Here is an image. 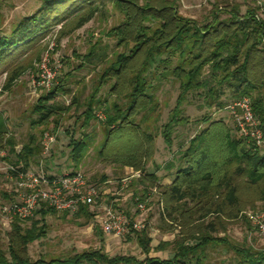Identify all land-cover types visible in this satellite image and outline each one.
Here are the masks:
<instances>
[{
    "label": "trees",
    "instance_id": "trees-1",
    "mask_svg": "<svg viewBox=\"0 0 264 264\" xmlns=\"http://www.w3.org/2000/svg\"><path fill=\"white\" fill-rule=\"evenodd\" d=\"M115 1L126 12L127 21L114 28L112 33L118 37V44L133 42L134 45L129 51L117 54L101 77L103 84L114 80L111 91L127 98L124 108L118 102L104 108L108 114V133L101 154L104 159L139 172L143 184L163 186V195L167 199L164 210L170 217L177 212H188L189 215H197V220L214 215V221L200 223L197 230L187 237L160 242L155 247L163 250L172 246L171 257L150 256L154 247L148 228H131L127 235L135 234L146 255L142 259L128 255L110 256L102 249H96L76 253L69 259L32 262L27 255L29 245L47 236L45 218L59 212L44 204L33 217L16 219L11 223L9 255L0 245V264H205L204 248L207 245L223 240L228 242L212 233L219 230L217 220H222L223 216L238 217L241 182L255 187L259 199L264 200V145L259 146L253 139L238 136L224 120L203 117L202 121L207 125L188 140L177 159L168 163V168L176 169L170 184H162L156 170L149 171V161L156 153V136L143 126V114L157 108L159 88L164 79L172 75L179 81L181 92L170 120L161 132L170 146L175 126L188 121L182 115L181 105L190 91L198 89H203L205 98L210 99L208 106L213 103L224 106L221 98L225 90L231 92L234 101L251 98L264 132V97L261 94L264 87V17L255 8H247L242 13L239 5L224 4L215 7L211 19L199 23L180 15L174 5L164 2L157 7L149 2L141 6L134 0ZM99 8L96 0H42L39 8L20 19L9 35H0V69L7 71L12 58L44 38L55 25L77 15L80 16L78 26H82L96 15ZM222 12L227 16L221 17ZM147 21L158 25L153 27ZM95 56L92 50L83 59L90 61ZM20 74L18 69L11 73L7 89ZM61 86H55L40 97L34 108L38 119L32 124L48 123L69 109L56 101L59 91L64 90ZM255 92L259 95L253 96ZM97 103L108 106L101 99ZM92 104L93 99L86 111L88 120L95 115ZM6 135L8 141L5 143ZM115 143H120V147L105 150L106 146L112 148ZM5 144L10 145V154L17 156L15 163L22 162L25 169L29 168L35 154L33 144L24 145L18 152L0 114V147H6ZM71 145L73 160L78 165L87 149V141L85 138L72 139ZM90 181L97 184L91 177ZM5 197L9 201L13 199V195L7 193ZM114 208L120 209L118 206ZM63 213L69 215L68 212ZM126 213L130 216L129 212ZM74 215L83 216L88 221L98 218V213L89 205L82 206ZM130 218L136 220L133 216ZM23 222L28 225H23ZM231 250L236 254L234 264H264V248L232 245Z\"/></svg>",
    "mask_w": 264,
    "mask_h": 264
},
{
    "label": "rangeland",
    "instance_id": "rangeland-1",
    "mask_svg": "<svg viewBox=\"0 0 264 264\" xmlns=\"http://www.w3.org/2000/svg\"><path fill=\"white\" fill-rule=\"evenodd\" d=\"M96 1L100 8L90 21L78 26L80 16L68 18L63 24L55 25L46 32L44 38L37 40L12 58L8 63L7 71L4 70L5 68L0 69V114L6 121L10 137L15 141L18 152L24 145L33 144L35 154L29 169L38 170L40 166H43L49 173L54 174L74 170L86 173L100 189V197L92 207L96 213L104 214L101 204L118 206L121 210L129 212L130 216L144 224L142 229L148 228L153 237L154 248L151 249L149 255L161 258L171 257L174 251L172 246H166L163 250L155 247L160 242L187 237L197 230L200 223L207 224L214 221L215 216L210 215L204 220H197L195 214L177 212L173 217H170L164 210L167 199L163 195V186L145 185L139 176L135 175V170L131 168L126 170L118 163L103 158L101 149L108 133L106 124L108 114L104 108L115 102L124 108L127 98L111 91L114 80L103 84L101 77L116 55L129 51L134 43L120 45L118 37L112 33L114 28L127 21L126 12L117 2L115 0ZM134 1L141 6L148 2L157 7H160L162 2L174 5L180 15L195 19L199 23L211 19L216 11L215 7L217 5L224 6V4L239 5L242 13L247 8H255L264 16L262 10L264 0ZM41 3L42 0H0V35H9L20 19L34 13ZM220 15L225 17L227 13L222 12ZM147 23H151L153 27L158 25L154 21H147ZM92 50L96 54L95 58L90 61L84 60L83 57ZM46 57L51 60L52 64H61L62 69L51 88L35 87L33 85L34 77L40 72L41 63ZM16 69L21 74L7 89L9 77ZM263 69L264 67H262ZM206 73L209 75L208 72ZM58 85H62L61 88L63 87L64 90L59 91L56 101L62 107H69V109L65 110L62 115L53 117L48 123L32 124L34 120L38 119L34 108L40 97ZM261 91L264 97V87ZM180 92L179 81L172 75H168L157 93V108L153 112L143 114L145 117L144 128L156 136V153L150 159L149 164L154 161L155 165L152 170L158 172L162 183L167 181L173 170L167 167L168 163L177 159L180 150L187 145L188 140L207 125L202 121L204 116L224 120L241 137L236 128L235 118L230 108L227 107L230 102L234 101L231 92L225 90L222 95L221 101L225 102L224 106L221 107L215 103L208 106L207 102L210 99L205 98L206 94L203 89H198L190 91L181 105L182 115L188 121L175 126L173 144L170 146L161 132L163 126L170 120ZM258 95V92L253 94V96ZM92 99L95 115L94 118L88 120L86 111L89 109ZM98 99L104 101L108 106L97 103ZM46 133L56 136V141L48 153H44L43 145ZM7 138L6 135L5 143L8 141ZM81 138L86 139L87 149L82 160L76 165L72 157L71 140ZM5 146L0 147V149L5 148L8 151L7 158L0 157V208L9 201L5 194L14 196L15 189V180L8 175V166L15 162L17 156L10 154V145L5 144ZM106 147V151L109 148L115 150L120 147V143H115L112 148ZM175 171L176 169L172 175L175 174ZM140 202L146 205L143 210L138 209ZM239 208L238 217L223 216L222 220H217L219 230L212 235L226 239L228 242L224 243L223 240L207 245L204 248L205 264H234L236 254L231 250L232 245L253 246L256 249L264 248V233L257 225V217L264 212V200L259 199L258 190L249 186L245 181L241 182ZM45 222L48 229L47 236L36 240L28 247L27 255L32 262L39 259L46 261L69 259L76 253L96 249H102L110 256L128 255L139 259L146 256L135 234L130 237L107 234L98 219L88 221L83 216L77 217L74 214L65 215L63 212H56L48 214ZM26 224L27 222H23V225ZM11 229L12 224L3 218L0 211V245L8 255L9 231Z\"/></svg>",
    "mask_w": 264,
    "mask_h": 264
},
{
    "label": "built area",
    "instance_id": "built-area-1",
    "mask_svg": "<svg viewBox=\"0 0 264 264\" xmlns=\"http://www.w3.org/2000/svg\"><path fill=\"white\" fill-rule=\"evenodd\" d=\"M262 10L264 12V5ZM61 69V64H52L48 57L44 58L40 72L34 77L33 85L51 88ZM228 107L235 118L239 134L255 140L259 146L264 145V133L253 111L251 99L240 98ZM55 141L54 134H45L44 153L50 151ZM0 157H8V151L5 148L0 149ZM8 175L15 180L14 196L0 208L3 218L8 223L16 219L24 220L33 217L44 204L59 212L75 214L82 206L93 207L100 197L98 186L91 183L90 177L82 171L54 174L49 173L43 166H40L38 170H31L25 169L22 162L19 164L14 162L8 166ZM135 175L140 176V173L136 172ZM145 206L140 202L138 209L143 210ZM99 218L104 232L115 236L127 235L131 228L141 230L144 227L141 221L132 220L125 211L113 206H105L104 214ZM257 225L264 233V212L257 217Z\"/></svg>",
    "mask_w": 264,
    "mask_h": 264
},
{
    "label": "crops",
    "instance_id": "crops-1",
    "mask_svg": "<svg viewBox=\"0 0 264 264\" xmlns=\"http://www.w3.org/2000/svg\"><path fill=\"white\" fill-rule=\"evenodd\" d=\"M155 164H154V161L151 163V164H149V171H154V170H152V167L154 166ZM126 168V170H129L130 168L129 167H125ZM175 169H173L172 170V173H173V171H174ZM172 173H171V176L169 177V178H167V181H165V182H163L162 183V181H160L162 184H170L171 182H172V180H173V177H174V175H172ZM157 175H158V172H157ZM101 205H103L102 206V208H103V211H104V207L106 206V204H101ZM91 208V210H93L94 211V209H92V207H90ZM99 217H101V215H99L98 214V220L100 221V218ZM164 258H166V257H164Z\"/></svg>",
    "mask_w": 264,
    "mask_h": 264
}]
</instances>
